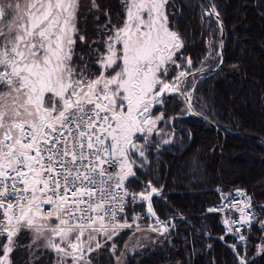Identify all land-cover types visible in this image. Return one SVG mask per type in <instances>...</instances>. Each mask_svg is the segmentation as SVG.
<instances>
[{
    "label": "snow or ice",
    "instance_id": "1",
    "mask_svg": "<svg viewBox=\"0 0 264 264\" xmlns=\"http://www.w3.org/2000/svg\"><path fill=\"white\" fill-rule=\"evenodd\" d=\"M89 3L90 12L99 11L97 0ZM120 4L119 26L105 10L107 24L96 29L104 38L88 48L94 72L75 51L77 41L87 43L77 27L81 0H0V264H14L20 247L32 260L47 250L53 264H92L88 254L104 246L98 236L110 241L132 228L118 219L127 198L147 201L156 215L151 200L161 190L149 180L133 193L126 183L137 179L150 137L165 120L153 109L169 94H184L189 71L169 79V65L192 60L182 56L183 39L169 26V0ZM207 14L219 19L214 4ZM240 203L233 206L242 219L225 224L250 223L251 201ZM25 232L26 246L18 242Z\"/></svg>",
    "mask_w": 264,
    "mask_h": 264
},
{
    "label": "trees",
    "instance_id": "2",
    "mask_svg": "<svg viewBox=\"0 0 264 264\" xmlns=\"http://www.w3.org/2000/svg\"><path fill=\"white\" fill-rule=\"evenodd\" d=\"M171 1L176 12L173 13L168 4L169 14H173L170 25L183 38L181 51L196 66L207 52L208 30L203 8L214 4L226 25L225 60L221 68L196 84L193 98L197 110L218 124V131L195 116L181 117L180 133L185 134L183 126L192 139L168 144L157 153L148 152L151 169L141 173L144 178L162 184L169 200L163 203L154 197L153 203L162 215L173 210L170 204L194 214L188 217L192 225L179 221L176 229L167 234L162 247L136 254L130 264H240L232 249L218 237L224 230L219 217L196 212L203 211L208 203L217 199L214 190L217 183L226 188L242 183L258 199L264 198V0ZM97 3L99 11L92 12L90 4L87 8L82 4L84 10L79 12L77 27L87 43L77 41L75 50L86 57L94 72L96 68L87 58V52L89 46L99 47L93 41L104 38V33L96 31L107 24L104 11L110 13L112 23L117 26V14L123 16L120 0H97ZM210 22L216 29L212 18ZM218 63L219 59L210 71ZM160 109L170 118L181 114V102L167 96L165 104L154 110ZM155 162L158 169L153 166ZM132 184L141 186L136 180ZM123 232L125 239L128 232ZM208 242L211 246L207 251ZM96 261L112 264V257L102 251L95 257ZM247 264H264V252Z\"/></svg>",
    "mask_w": 264,
    "mask_h": 264
},
{
    "label": "bare ground",
    "instance_id": "3",
    "mask_svg": "<svg viewBox=\"0 0 264 264\" xmlns=\"http://www.w3.org/2000/svg\"><path fill=\"white\" fill-rule=\"evenodd\" d=\"M210 7H211V4L206 6L204 8V10H203L205 23H207V22L209 23L211 18L214 20L215 25H216V29H218L217 31H219V33H220L219 36H218V39H219L218 40V44H220L221 37H222V35H221L222 26L220 25L217 17L214 14H212V15L207 14L208 10H210ZM216 12H217V10H216ZM219 16L221 17L222 23L224 24V21H223V18L221 16V14H219ZM224 28H225V35H226L225 40H224V44H225V41H226V38H227V31H226V25L225 24H224ZM219 48H220V46H219ZM218 57H219V65L218 66L221 68V66H222V64H223V62L225 60V57H224V54L220 55L219 51H218ZM217 70L212 69L210 71L208 69H203L202 68L200 70V73L204 72L205 75L201 76L200 80H202L206 76L212 75V73L216 72ZM171 96L176 97L178 99V101L181 102V114L172 115L170 118H167V117L165 118L167 120V122L169 123L167 125V128L169 130H173L174 134L176 135V138L174 139L175 141L172 142V143H180V141L182 139H192L191 134L183 126H182V128H183L185 134L183 135V134L180 133V131H182V130H180L181 129V125L179 123V120H180L181 117L195 116V117L199 118L202 122H207L208 124H210V122H208L206 120H202L196 114L197 112L200 113L201 111L197 110L193 100L191 101V99L190 100L186 99V96L183 98V95L181 93L169 94L168 98H170ZM189 102L192 105V107L189 106ZM185 105H186L187 109L185 108ZM156 107H161V106H156ZM160 110H162V109H160ZM160 110H154L153 113L157 114L158 112H160ZM193 110H195L196 113ZM202 114H204V113H202ZM210 121H212V120H210ZM212 122L215 123V125H217V129L215 127L214 128L216 129V131H218V124L215 121H212ZM210 125H212V124H210ZM212 127H213V125H212ZM172 143H169V144H172ZM167 145L168 144L161 145V146L158 145L159 147L154 145V148H151L149 151H151L153 149V151H155L157 153V152L161 151V149H163L164 146H167ZM146 157H147V160L143 161L144 167L135 169L136 170L137 179H130L126 183V187L128 189H130V190L132 189L135 192L139 193V192L144 190V184L147 181L151 180L152 184L156 188L161 190L160 195L159 196H153V198L155 197L156 200L162 201L163 203H169L168 198L166 197L165 193L163 192V185L160 184V183L159 184L155 183L150 178H144L143 177L141 172L146 173V172H148L151 169V158H150V156H148V153H146ZM141 162H142L141 160H139V159L137 160L138 164H140ZM134 180L140 182L141 186L137 187L134 184H132V181H134ZM238 189L242 190L245 195H240L237 192ZM214 190H215V194L217 196V199L214 202L208 203L205 206V208L203 209V211H201V214L202 215L211 214V215H216L217 217H219V222L222 225V228L224 230H223V232L221 234H219L218 237L220 239H221V237H223L222 240L225 242V244L228 246L229 249H232V251L233 250L234 251H238V250H241L242 248L245 249V257H244V259H245L246 264H247L248 262L252 261L253 258L260 256L264 252L262 250H258V249H260L259 248L260 245L264 246V233L261 232V233H263V234H261V236H251L254 239L248 244H245V245L240 244V243H245V242H242L241 240H238V237L243 232L239 231V229L236 226V224H231V223L230 224H225L224 223L225 220H228L229 222L234 220V218L231 216L230 211L227 210L226 205L229 202H231V201H233L232 204H235L237 202V200L239 201V200L249 196V193L252 194L253 195V203H254L255 206L254 207H250V209L248 210V214L255 218L254 219V225L255 226H260V227L262 226L264 228V223H262V222H264V198L258 199L257 196L254 195L251 192L250 188H248L247 185H244L242 183H239L237 186H227V188L224 185H222L221 183H217L216 187L214 188ZM153 198L151 200V203H152V206H153V209H154L156 215L152 216L151 214H149L147 212V203L148 202L147 201H142V203H139L137 205V207H136L138 210H141L140 213H139V216L137 218L139 226L138 227H133V228H136V229H143V228L162 229V227L166 226V227H168V230L173 231V230L176 229V226L178 225L179 221H181V220L187 221L189 224L192 225V223L190 222V219H188V217L193 214L192 212H186L185 213V212L179 210L178 208H174L170 204L171 209H173V210L171 212H167L166 214L162 215V213L157 208L155 203H153ZM210 208L211 209H222V210L221 211L209 212L208 209H210ZM160 222H164V223L162 224ZM229 226L232 227V229H233L232 232L228 231ZM133 228H130V229H133ZM130 229H128L127 231H129ZM246 232L249 233L250 231L246 230ZM205 236L208 238L209 233H207ZM226 237H229L230 239H227ZM232 245H235V248H233ZM210 246H211V243L208 242L206 244L205 250L208 251ZM234 251H233V253H234ZM110 256L112 257V264H114L115 257H114L113 254L112 255L110 254ZM131 258L132 257H130L128 260H126L125 264H130V261H131L130 259ZM95 264H97V261L95 262Z\"/></svg>",
    "mask_w": 264,
    "mask_h": 264
},
{
    "label": "rangeland",
    "instance_id": "4",
    "mask_svg": "<svg viewBox=\"0 0 264 264\" xmlns=\"http://www.w3.org/2000/svg\"><path fill=\"white\" fill-rule=\"evenodd\" d=\"M82 4L85 6L86 5L88 6L90 3L86 0L81 1L80 11L84 10ZM169 5H170L172 12L173 13L176 12V7L175 5H173V2L171 0H169ZM167 12H168L169 21H170L171 15L173 14H169L168 5H167ZM175 18L176 17H173V19ZM205 25L207 26V30H208V37L205 41L207 52L205 53L203 58H201L199 64L196 66L192 62L191 65H187L184 62V60L181 59V60H178V63L182 64L181 68H176L174 65H169V75H168L169 79L172 76L177 75L179 71H183V70L189 71L190 74L185 78V82L182 86L181 91L184 93L182 94L183 98L186 95L190 96L191 101L194 98V87L196 86L198 82L201 81L200 80L201 76L205 75L204 72L200 73V70L202 68L210 70L212 64L217 63L219 59L218 57V51H219L218 50L219 49L218 36L220 33L219 31H217V29H215V26L211 25V22L209 23L207 22L205 23ZM169 26L170 28L176 30L179 33V31L176 28L172 27L170 23H169ZM181 53L183 57L189 58L182 51ZM218 65L214 67V69L217 68ZM185 108L187 109L186 105H185ZM160 112H162V110H160ZM160 112L154 115H158ZM168 124L169 123L167 122L166 119L157 124L156 130L152 133L150 137V139L152 140V145L149 146L146 153L151 152L153 149L151 151L149 150L151 148H154V145L155 146L166 145L164 143V141L166 140L169 141V143H172L175 141L174 139L176 138V135L174 134L173 130H169L167 128ZM153 166H155V168L158 169L157 162H155ZM196 213L201 214V212H196ZM128 229L130 228L120 230L119 235L114 236L112 240L110 241L107 240V238L104 236H98L97 239L104 246L101 249H98L97 251H94L88 254V256L91 258L92 264H95V257H97L102 251H105L106 253L114 255L115 257L114 264H125L126 260H128L130 257L133 258L136 254H144L143 253L144 251L152 252L155 249L162 247L161 245L165 242L167 234L171 232L170 230H168L167 232L162 233V231H152V229H149V228H143V229L133 228L127 231ZM123 231L128 232L127 237L125 239H123V236H124ZM30 238H31L30 235L27 232H25V233H22L18 237V242L20 245L26 246L29 243ZM113 244L116 245L114 252L112 251ZM261 246L262 245H260L259 247L260 249L258 250H261ZM234 253L237 256V259H239V261H240V257H243V258L245 257V249L243 248L241 250L234 251ZM36 256H40L41 258L39 260H32L29 256V251L25 247H20L14 251V253L12 254V259H13L14 264H53V254L51 252H48L47 250H44L42 255H41V252H37ZM117 258L119 259L117 260ZM68 264H71L70 260Z\"/></svg>",
    "mask_w": 264,
    "mask_h": 264
},
{
    "label": "built area",
    "instance_id": "5",
    "mask_svg": "<svg viewBox=\"0 0 264 264\" xmlns=\"http://www.w3.org/2000/svg\"><path fill=\"white\" fill-rule=\"evenodd\" d=\"M130 192H133V193H138V192H135L134 190H130V189H128ZM250 199V201H251V207H254L255 205H254V203H253V195L252 194H250L249 193V196H247V197H245V198H243V199H241V200H239L241 203L239 204V207H241V208H244L245 207V202L247 201V200H249ZM127 203H126V206H125V212L123 213V214H121V215H119L118 216V219L120 220V222H123L124 221V219L126 218L127 219V221H128V223H131L133 226H132V228L133 227H138L139 226V224H138V221H137V218H138V216H139V213H140V211L141 210H138L136 207H137V205L139 204V203H142V201H140L139 199H137L136 200V202L135 203H132L131 202V198L129 197V198H127ZM238 201V200H237ZM232 202L233 201H231V202H229L227 205H226V208H227V210H229L230 211V213H231V216L234 218V220H236V221H240L241 219H242V214H241V212L238 210V208L237 207H235V206H233V205H235V204H232ZM47 207V206H46ZM250 208H245V212L246 213H248V210H249ZM251 216V215H250ZM134 217H136V219L134 220L133 218ZM252 218H251V220H250V223H248V224H244V223H235L236 224V226L238 227V229H239V231H241V232H243L242 234H240V236H244L245 237V239L242 241V242H245V243H240V244H243V245H245V244H248V243H250L254 238L253 237H251V236H261V234H263L264 233V228L261 226H255L254 225V217L253 216H251ZM246 230H248V231H250L249 233L248 232H246ZM261 232H263V233H261ZM239 236V237H240ZM239 237H238V240H240L239 239ZM237 240V241H238ZM236 241V242H237Z\"/></svg>",
    "mask_w": 264,
    "mask_h": 264
},
{
    "label": "water",
    "instance_id": "6",
    "mask_svg": "<svg viewBox=\"0 0 264 264\" xmlns=\"http://www.w3.org/2000/svg\"><path fill=\"white\" fill-rule=\"evenodd\" d=\"M218 21H219V23H220V25L222 26V32H221V35H222V37H221V41H220V44H219V46H220V48H219V54L221 55V54H224V40H225V37H226V35H225V28H224V24L222 23V20H221V17L219 16V19H218ZM220 67L218 66L217 68H215V70H217V69H219ZM189 105H190V107H192V105L190 104V102H189ZM195 113H196V111L195 110H193ZM202 120H206V121H208V122H210V124H212L213 125V127H215L216 129H217V125H215V123H213L212 121H210L204 114H202L201 112L199 113V112H197L196 113Z\"/></svg>",
    "mask_w": 264,
    "mask_h": 264
}]
</instances>
